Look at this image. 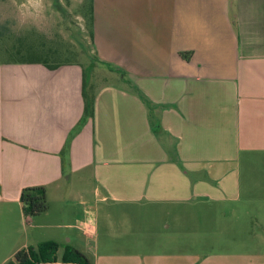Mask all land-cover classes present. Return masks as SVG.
Wrapping results in <instances>:
<instances>
[{
    "label": "crops",
    "instance_id": "0c3cea01",
    "mask_svg": "<svg viewBox=\"0 0 264 264\" xmlns=\"http://www.w3.org/2000/svg\"><path fill=\"white\" fill-rule=\"evenodd\" d=\"M92 8L90 79L82 64L0 63V264L48 241L59 257L68 246L86 255L104 206L240 203L244 159L264 161V0ZM86 90L94 116L70 140L64 170ZM30 187L46 188L49 210L26 219L20 199ZM258 223L257 249L237 260L215 252L208 264H264Z\"/></svg>",
    "mask_w": 264,
    "mask_h": 264
},
{
    "label": "rangeland",
    "instance_id": "374dc122",
    "mask_svg": "<svg viewBox=\"0 0 264 264\" xmlns=\"http://www.w3.org/2000/svg\"><path fill=\"white\" fill-rule=\"evenodd\" d=\"M90 19L91 0H0V63L19 60L17 50L28 47L63 52L60 60L88 67L90 79ZM252 159L242 165L240 203L214 206L195 200L102 207L99 236L82 246L86 255L93 264H113L111 257L121 259L119 264H139L148 256L208 264L210 258L214 262L215 252L234 260L252 252L260 246L258 219L264 222V161ZM69 208L74 211L75 206Z\"/></svg>",
    "mask_w": 264,
    "mask_h": 264
},
{
    "label": "trees",
    "instance_id": "16d2710c",
    "mask_svg": "<svg viewBox=\"0 0 264 264\" xmlns=\"http://www.w3.org/2000/svg\"><path fill=\"white\" fill-rule=\"evenodd\" d=\"M94 17L91 0V38L94 47ZM67 51L64 52V54ZM63 52L46 51L33 49L28 47L24 52L17 50L15 56L20 57L19 60H11L6 62L9 64H42L51 70H56L61 66L70 64H80L74 61H61ZM11 58V57H10ZM54 62H53V61ZM95 56L89 58V68L94 65ZM88 77V75H87ZM86 77V78H87ZM87 83V82H86ZM85 96V114L83 119L80 121L76 129L70 135L68 144L62 151L64 170L69 162V146L70 140L75 134H77L85 123L94 116V98L88 96L87 90L84 92ZM21 204L26 219H33L45 214L49 210V201L47 191L45 187H30L26 188L21 193ZM29 221V220H28ZM59 245L56 242L48 241L37 245V247H28L19 250L14 257L6 264H93L87 255L82 253L80 250L73 247H66L61 257L58 256Z\"/></svg>",
    "mask_w": 264,
    "mask_h": 264
}]
</instances>
